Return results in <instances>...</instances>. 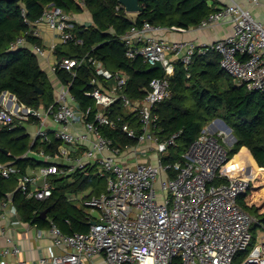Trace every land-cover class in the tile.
Listing matches in <instances>:
<instances>
[{
  "label": "built area",
  "instance_id": "1",
  "mask_svg": "<svg viewBox=\"0 0 264 264\" xmlns=\"http://www.w3.org/2000/svg\"><path fill=\"white\" fill-rule=\"evenodd\" d=\"M228 1L195 26L203 29L230 22L232 31L213 42L165 39L156 31L190 28L154 26L149 22L143 26L134 24L120 37L127 57L141 58L150 66L163 64L164 76L150 81L141 100H132L121 92L128 79L126 74L112 72L99 59L85 54L61 57L52 70L57 73V69H65L75 76L77 68L87 59L92 62L96 76L91 80L93 89L86 94L95 99V107H79L70 91L71 82H62L55 101L46 107L31 108L19 100L13 101L11 107L2 106L0 129H13L16 119L27 127L34 117L39 126L34 141L51 143L56 138L63 142L55 152L42 148L35 153L46 163L31 172L22 173L13 163L0 162V175L4 178L20 176L23 181L20 190L24 195L45 201L53 193L52 176L71 175L87 168H93V174L104 177L107 182L106 190L99 195L81 199L84 206L100 211L89 230L67 233L51 220L47 231L61 252L43 257V264H93L99 256L105 264H234L237 254L250 247L252 227L258 218L242 208L238 198L254 184L255 176L251 172L245 176L227 171L232 158L225 145L226 133L212 132L211 124L205 125L182 159L165 165V155L182 132L166 139H160L156 132L159 116L155 109L171 96L170 78L175 74L176 65L182 63L188 69L197 56L210 51L220 55L221 67L238 84L264 92V24L241 2ZM245 1L258 5L261 0ZM79 2L85 6L84 0ZM25 20L29 29L11 42L12 50L28 47L39 57L45 55L46 47L31 44L26 36L42 39L38 26L41 21L57 33L61 43H83L74 33L77 22L72 13L55 4L45 6L35 21ZM51 49L56 50L54 46ZM111 77L116 79L113 86L109 85ZM119 100L140 124L139 128L128 122L122 124V130L136 139L137 144L118 145L102 131L105 126L118 127L121 118H113L110 108ZM50 123L57 127H50ZM142 144L153 145L157 152L155 162L122 160L128 152L136 158ZM78 150L81 153L76 154ZM31 153L30 150L26 156ZM215 179L221 182L212 183ZM0 206L17 213V207L9 199L1 201ZM65 221L70 223L68 218ZM5 232L6 229H1L2 234ZM38 234L42 235L41 229ZM259 236L261 240L251 247L241 264H264L263 224ZM20 252L17 244L3 249L4 255ZM17 264L27 263L20 260Z\"/></svg>",
  "mask_w": 264,
  "mask_h": 264
},
{
  "label": "trees",
  "instance_id": "2",
  "mask_svg": "<svg viewBox=\"0 0 264 264\" xmlns=\"http://www.w3.org/2000/svg\"><path fill=\"white\" fill-rule=\"evenodd\" d=\"M84 2L83 7L79 0H0V96L4 91H9L17 96L20 103L36 109L55 101L54 88L47 73L41 68L38 56L28 47L10 48L11 42L29 29L25 19L35 21L40 18L45 6L49 4L60 6L72 14L87 8L93 16L91 25L76 23L74 33L83 43L60 44L55 50L58 57H82L88 54V57L99 59L110 71L126 74L128 79L121 92L132 100L143 99L150 81L164 76V71L155 69L146 72L150 65L141 58L127 57L120 37L134 24L143 26L146 22L169 28L196 26L220 5L216 0H140L142 9L132 16L119 0ZM26 36L31 44H42L41 38L30 34ZM57 74L63 82H71L70 91L80 108L95 107V99L86 94L93 89L91 80L96 76L92 62L87 59L77 68L75 76L65 69H57ZM170 80L171 96L160 102L155 109L159 116L156 132L160 139L169 138L180 131L182 133L165 155V165L182 159V154L198 139L205 125L220 117L232 127L238 139L230 148V159L247 149L258 165H255L246 150L231 160L226 166L227 171L242 169L245 176L251 170L255 175L259 171L264 173V92L238 84L221 67L220 55L215 51L197 56L188 69L178 63ZM36 88L42 89L43 93H39ZM110 110L113 118L120 117L121 120L116 128L103 127L104 135L113 138L118 145L137 144L136 139L128 137L122 130L124 122L139 128L137 117L128 112L121 100L113 104ZM29 123L37 124L38 121L32 117ZM16 124L13 129H0V162L13 163L22 173L46 163L42 157L35 155L42 148L47 152H55L63 144L56 138H52L51 143L40 139L32 143V135L24 123L16 119ZM29 149L33 153L26 156ZM18 176L6 179L0 175V202L8 200V193L16 189ZM51 180L53 193L45 201L29 198L21 190L16 193L12 202L22 220L37 223L42 228L49 227L53 220L67 233L89 230L90 222L96 218L86 209L88 206L77 203V195L87 189L91 191L81 199L99 195L106 190V180L93 174V168L61 177L52 176ZM220 182V179H215L212 183ZM238 202L258 218L254 227L264 225V174L254 177V184L238 198ZM66 218L70 219V223L65 221ZM253 240L254 236L250 247L237 254L236 258L240 262L248 256L255 244Z\"/></svg>",
  "mask_w": 264,
  "mask_h": 264
},
{
  "label": "crops",
  "instance_id": "3",
  "mask_svg": "<svg viewBox=\"0 0 264 264\" xmlns=\"http://www.w3.org/2000/svg\"><path fill=\"white\" fill-rule=\"evenodd\" d=\"M216 1L220 2V4L224 3L225 1L229 2L228 0H216ZM237 1L241 2L245 8L250 9L254 17L264 24V0H261L258 5H252L251 3L245 0H237ZM130 14L132 16H135L134 15L135 13H130ZM72 15L78 24L81 25L93 24V16L87 8H85L83 12L73 13ZM38 26L42 30L41 43L46 47L45 55L40 57L38 56V59L41 68L48 73L50 80L55 86V95H56V92L63 84L62 83L63 81L59 78L58 74L52 70L53 64L56 62L57 59H59V57L57 51L54 52V50H52L51 48L54 46L57 50L58 46L62 43L57 33L51 28H49L44 21H41ZM189 28L190 29L187 31L163 29L161 31H156V34L160 37L170 40H194L200 44L201 43L207 44L227 36L233 29L232 24L230 22H220L216 25L206 27L203 29H196L195 26ZM114 84H116V79L115 82H113L112 84L109 83V85L112 86ZM2 94H1L2 97L0 96L1 106H5V104H7L8 107H11L13 105V101L15 103L16 102L18 103L17 96L10 93L9 91H4ZM50 127L55 128L57 127V124L50 123ZM28 132L30 133V131ZM33 139L34 136H32V143L35 142ZM232 140L233 139H231L229 141L230 143L228 142V144H231ZM30 150L31 149H29L26 153H28ZM139 150L142 151L145 155L147 153L150 154V159L146 157L145 162L151 161V158L156 159L157 152L153 148V145L142 144L139 146ZM246 150L247 149L240 151L232 159H234L236 156H239L242 152ZM247 152H249L252 160L254 161L255 165L258 167L250 151L247 150ZM75 153L79 154L81 153V151L78 150ZM136 154L134 152V155ZM122 160L124 161L130 160V162L137 160L141 161V156L136 155V158H133V154H130V152H128L122 156ZM34 169L36 168H29L27 172H31ZM232 172L234 174H244L242 169L233 170ZM251 173L253 174L252 171ZM253 176H260V175L253 174ZM19 179L21 178L18 176V183H19ZM12 204L14 203L12 202ZM47 228L48 227L42 228L37 223L27 222L22 220L18 209H17V213L15 214L10 212V209L2 208L0 206V264H17L18 261L20 260H24L27 264H43L41 261L43 257L50 256L53 253L55 254L60 253L61 249L53 245L52 237L47 231ZM1 229H6L5 234L1 233ZM40 229L42 230V235L38 234V230ZM13 244H17L20 247L21 249L20 254L4 255L3 249ZM93 264H105V262L104 259L101 256H99L95 259Z\"/></svg>",
  "mask_w": 264,
  "mask_h": 264
},
{
  "label": "rangeland",
  "instance_id": "4",
  "mask_svg": "<svg viewBox=\"0 0 264 264\" xmlns=\"http://www.w3.org/2000/svg\"><path fill=\"white\" fill-rule=\"evenodd\" d=\"M134 15H136V14H134ZM45 72H46V71H45ZM46 73H47V72H46ZM47 75H48V73H47ZM48 78H49V80H50V77H49V76H48ZM50 82H51V84H52V86H53V88H54V92H55V86L53 85V83H52L51 80H50ZM113 82H115V78H114V77H111L109 83L112 84ZM218 118H220V117H218ZM215 119H216V118H215ZM215 119H214L213 121L209 122V123L207 124V126H209V125L211 124V126H210V130H211L212 132H216V131H217V132H218V131H222L223 133L225 132L226 134H224V136H227L226 141L229 142L231 139H233V137H232V134H234L233 131H232V132H229L228 130L224 129V128L222 127V124H221L219 121H216ZM212 124H213V125H212ZM214 127H215V128H214ZM38 128H39L38 124H32V125L29 124V125L27 126V130L30 131V133L32 134V136H35V132L37 131ZM234 135H235V134H234ZM229 143H230V142H229ZM233 144H234V143H233ZM233 144H228V143H226L225 145L230 149V148H232ZM138 155L141 156V161H142V162H145V161H146V157H148V158L150 159V154H149V153H147V154L145 155L142 151L139 150ZM155 160H156V159L151 158V161H149V162H155ZM230 162H231V160L229 161L228 165L230 164ZM228 165H227V166H228ZM251 171H252V170H251ZM258 174H259V175H263L264 173H263L262 171H259ZM103 178H104V177H103ZM104 179H105V178H104ZM105 180H106V179H105ZM90 191H91V189H87L86 191L81 192V193H79V194L77 195V198L79 199V200L77 199V200H78L77 203H78L79 205H83L82 202H81V198H82L84 195L88 194ZM86 209H87L89 212H91L95 218H98V217H99V215H100V211H99L98 209H96V208H92V207H88V208H86ZM255 225H256V223L253 224V229H252L253 236H254L253 244H254V243H257L258 241L261 240V237L259 236V234H260V228H259V227H254ZM234 264H241V262L238 260V258H236V259L234 260Z\"/></svg>",
  "mask_w": 264,
  "mask_h": 264
},
{
  "label": "water",
  "instance_id": "5",
  "mask_svg": "<svg viewBox=\"0 0 264 264\" xmlns=\"http://www.w3.org/2000/svg\"><path fill=\"white\" fill-rule=\"evenodd\" d=\"M119 2L125 7V10L128 13H139L142 9L141 5H140V0H119ZM155 69H159L161 71L164 70L163 64L161 62H158L156 65H152L150 67H148L145 71L146 72H150L152 70ZM37 91H39V93H43V90L40 88H36ZM3 95V94H2ZM1 95V97H2ZM216 121H219L222 124V127L226 130H228L229 132H232V127L223 119V118H216ZM213 125V124H212ZM233 140L231 141V144L235 143L238 139L236 137V135L232 134ZM23 185V181L22 179H19V183L16 187V189H14L12 192L8 193V199L9 200H13L16 193L21 189ZM46 215V212L44 211V217ZM96 221L92 220L90 222V224H95Z\"/></svg>",
  "mask_w": 264,
  "mask_h": 264
}]
</instances>
